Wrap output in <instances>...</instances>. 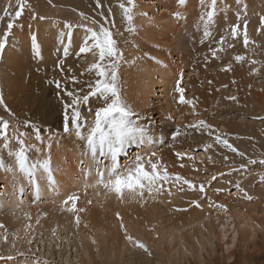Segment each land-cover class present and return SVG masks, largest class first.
Listing matches in <instances>:
<instances>
[{"label":"bare ground","instance_id":"6f19581e","mask_svg":"<svg viewBox=\"0 0 264 264\" xmlns=\"http://www.w3.org/2000/svg\"><path fill=\"white\" fill-rule=\"evenodd\" d=\"M10 1L14 0H0V17ZM50 2L54 8H42L40 14L37 13L38 18L31 19L29 15L28 21H23V17L18 19L23 28L16 29L14 37L8 38L0 64V84L4 105L11 114L2 107L0 117L11 122L10 133L11 129L21 128L20 132L27 133L26 143L35 145V150L29 151L30 166L51 160L56 187L53 190L51 185L46 186L41 177L37 193L35 181L30 180L27 174L21 178L15 158L0 141V225H3L0 228V255L14 257L7 262L0 260V264H36L37 260L40 264L45 261L48 264H205L216 261L217 254L224 261L234 257L232 252L239 239L240 226L247 228L254 219L252 215L242 213L236 206L237 202H229L232 197L226 193L217 195L212 189H207L208 197H204V193L193 194L187 185H183L184 191H180L181 185L169 183L165 188H171V196L167 192L153 196L145 193L143 199L137 197L132 200L127 193L120 199L102 186L93 187L97 180L95 170H92L91 178H87L90 163L82 168L81 161L91 160L87 154L86 137L94 119L84 118L87 123L82 127L81 137L74 130L65 133L63 102L68 98L61 95L48 98L47 92H55L49 87L40 95L45 97L44 102L41 100L40 109L31 105V98L35 96L29 97L23 88L28 87L27 79L30 81L41 72L54 74L64 81L74 75L82 82L80 88L82 84L95 81V73L87 69L97 57L93 53H79L82 41L88 36L87 29L97 27L93 21L103 22L117 36L101 0L97 18L91 16L93 6H87L85 0ZM60 4L67 9L85 11V14L81 16L76 10L61 11ZM135 4V31L125 29L122 34L125 45L119 74L123 77V100L139 114V123L148 125L147 143L128 146L119 155V164L121 168L127 167L135 150L134 157L155 152L153 162H158L161 170L166 168L170 174H179L193 183H206L212 175L208 176L205 172L222 167L219 162L221 155H218L217 148L206 151L205 145L202 147L206 138L200 137L199 141H195L197 137L207 135L206 132L186 128V125L203 119L221 130L254 135L264 142V128L247 121L243 123L247 116H264V27L258 25L259 21H264V0H217L211 22L206 16L212 10L211 0H203V3L201 0H186L185 5H180L178 0H135ZM44 7L50 6L46 3ZM109 7L113 8L111 4ZM221 8H225L224 13L228 14L225 18L229 20L236 21L238 15L247 19L252 30V36L248 37L252 54L237 62L235 57L242 49V42L237 39L230 48L231 61H222V53L218 51V58L210 69L203 71L192 60L197 59L201 52L199 49L208 50L211 55V49L218 48L203 32L210 24V39L213 38L221 23ZM49 10L51 15L45 13ZM176 12L180 13L179 18L175 16ZM113 13L114 10H111ZM76 16L82 21H76ZM70 23L74 26L69 38L65 25ZM33 35L37 37L39 57L33 52ZM219 41L216 40L217 44ZM65 47L73 50L69 52L70 56L78 58L79 63L67 60L63 52ZM49 57L55 64L47 62ZM61 60L63 71L56 65ZM253 60L257 63L253 64ZM229 65L231 70L224 71ZM34 67L39 69V74L33 70ZM255 69H259L256 74L252 72ZM39 79L43 81V76ZM178 81L185 89V98L192 100L195 107L179 103V93L175 90ZM232 96L237 99H227ZM101 99L93 97L92 110ZM47 104L49 109L44 110ZM234 112L239 116L243 114L238 119L241 124L233 118L231 113ZM169 115L172 120L166 119ZM24 120L39 127L42 142L36 139L32 128L17 123ZM243 126L251 130L245 131ZM177 129L181 130L179 136ZM16 148L17 144L13 141L12 150ZM221 150L222 156H227L229 149L221 145ZM177 152H185L194 159L185 157L181 160L176 156ZM98 159L102 157L98 155ZM109 163L110 159H104V164ZM85 184L89 185L87 191L84 190ZM73 192L80 197L77 206L85 209L77 213L81 217L79 225L75 222V214L61 207ZM192 201H197L198 206ZM121 220L127 233L143 242L151 255L129 243L124 228H121ZM53 229L56 230L55 236ZM29 240L32 242L29 243ZM19 253H24V256Z\"/></svg>","mask_w":264,"mask_h":264},{"label":"snow or ice","instance_id":"6c2138e0","mask_svg":"<svg viewBox=\"0 0 264 264\" xmlns=\"http://www.w3.org/2000/svg\"><path fill=\"white\" fill-rule=\"evenodd\" d=\"M180 5H185L186 0H178ZM203 3V0H201ZM217 0H211V11L206 13L207 19L211 22L214 19L215 5ZM99 5V0H97ZM27 4L25 0H17V11L10 16V21H14L22 16ZM119 7L122 9L123 18L128 23V31L133 32L135 28L133 26L134 21V9L136 7L135 0H127V6L125 3H120ZM109 11H111L109 9ZM4 16H9V13L5 11ZM83 16V13H81ZM175 16L180 17V13L176 12ZM36 19V16L32 17ZM2 19V17H0ZM44 19V17H40ZM107 20V18H105ZM95 24L96 21H93ZM111 23V22H109ZM8 29L14 27V22H9L7 25ZM68 30L67 36L71 37V24L65 25ZM240 26L235 25L231 30V35L235 38L239 32ZM88 36L82 41V46L79 47V53H93L97 60L95 63L91 64L87 69L88 72L95 73V81L88 83L89 91L87 94L81 96L77 90H69L66 86L62 85L60 81H55V87L64 91L65 95L68 97L67 101L63 102V111H64V126L63 131L69 133L74 130L75 134L78 137L83 135L82 127L87 123V121L82 117L80 106L86 104L90 97L98 96L103 100V106L98 107L94 113L93 124L89 130V134L86 137L87 141V154L90 155L91 160L81 161V167L83 168L86 164L90 163V170L87 174V178H91L92 170H95L96 173V184L92 185L93 187L102 186L108 192L114 193L118 198L123 199L125 193L132 200H136L137 197L143 199L145 193L149 196L153 195H163L165 192L169 196L173 193L171 188H165L166 184L171 183L172 185L179 184L181 185L180 191H184L183 185H187L189 189L193 191L198 190L200 193H205V185L201 183L197 186L191 180L180 176L179 174H170L166 168L161 170L158 162H153V158L156 157V153L152 152L150 155H137L134 157L132 162L125 168H121L119 164L118 157L120 154L124 153L128 146L130 145H144L147 143L146 133L148 130V125H141L139 120V114L135 113L131 107L122 99L119 89V66L120 62L123 60V53L119 49L117 40L114 38L113 31L106 24L101 23L98 30L89 28L87 29ZM10 32L6 33L3 40H0V55H2L6 45H7V36ZM203 35L211 37L210 24L206 26L203 32ZM224 37H221L219 44L221 47L219 49H211V55L214 58H218V51H223V44L225 43ZM32 47L34 55L39 57V45L37 42V37L33 35L31 37ZM63 42V41H61ZM243 43L247 47L249 44V38L247 34L246 25L243 32ZM71 41L69 39V47ZM69 47L63 49L64 55L67 56L69 52ZM233 47V45H229ZM246 59L243 55H237L235 60L237 62H242ZM253 64H256L257 61L253 60ZM63 60L59 61L60 71H63ZM224 71H230L231 66L229 65ZM69 71H71L69 69ZM255 71H259L256 69ZM83 74V73H82ZM70 81L73 85L78 84L79 80L76 76H71ZM51 83V82H50ZM181 81L177 82L176 92L179 93V103L188 104L195 107L192 100H187L184 96L185 89L180 87ZM211 83V81H209ZM227 87V85H225ZM230 100H236L235 96L227 97ZM0 105H3L5 110L10 114V110L4 105L3 97L0 95ZM133 117H136L134 120ZM168 120L173 118L169 115L166 117ZM25 126L32 128L36 139L38 141H43V137L40 135V129L38 126L33 125L30 121H25ZM71 126V127H70ZM10 122L0 117V141H3V148L7 149L15 158L16 166H18L19 172L21 173V178L24 174H27L30 180L35 181V186L37 193L40 190V179L43 177L46 186L51 185L53 190L56 187V179L51 169V160L46 159L42 164H31L29 163V151L35 150V145L27 144L25 137L27 136L26 132H20L18 128L9 132ZM186 128L196 129L198 131L206 132L209 137L214 135V126L207 123L205 120L201 119L193 124L186 125ZM181 135V130L177 129V136ZM51 139V138H50ZM15 141L17 148L15 151L12 150V142ZM214 143L223 145L224 148L230 149L233 153H238L240 156H243V152H238V150L229 143V140L224 138L223 134L215 135ZM213 147V144L205 145V150H209ZM98 155L102 159H98ZM176 156L183 160L185 157L188 159H194V157L188 156L185 152H177ZM104 159H110L109 164H104ZM225 160H228V157H224ZM250 164H255V160H250ZM260 163L264 165V160H261ZM241 168L245 165H241ZM15 171V169L13 170ZM222 175V174H221ZM261 180H264V175H262ZM212 180H216L217 176L213 175ZM89 187L88 184L84 185V190L87 191ZM240 185L237 184L236 188H239ZM217 191H222V189H217ZM80 197L78 194L73 192L68 195L67 198L62 203V210H66L70 213L75 214V222L77 225L81 222V217L77 213H82L85 211L84 208H79L77 202ZM248 199H251L249 196ZM89 204L91 201L88 202ZM193 204H197V201H192ZM223 207V206H221ZM177 211H183L184 209H176ZM46 215V214H45ZM119 218V213H117ZM3 225H0L2 228ZM87 227V225H85ZM121 228L125 230V238L131 243L134 247L144 250L147 254L151 255V252L147 246L136 240L133 236L127 233L122 220ZM53 235H56V230L53 229ZM32 241L29 240V243ZM93 243L95 241L93 240ZM19 255L24 256V253H19ZM13 256H3L0 255V260L5 262L13 260ZM27 259V257H25ZM36 264H40V261L37 260ZM44 264H48L47 261Z\"/></svg>","mask_w":264,"mask_h":264},{"label":"rangeland","instance_id":"374dc122","mask_svg":"<svg viewBox=\"0 0 264 264\" xmlns=\"http://www.w3.org/2000/svg\"><path fill=\"white\" fill-rule=\"evenodd\" d=\"M50 1L53 2V0H25V3L28 6L25 8L22 16L19 17L18 19H22V17H23V21H28L29 15L31 16V19L33 16H37V18H38V15L40 14V10H42V8H52L53 7V5H51L52 3ZM16 2H17V0L10 1L8 8L5 10L9 13V16H4L5 11L1 15L2 19H0V22H1L0 23V34H2L3 36L0 35V40H3L5 34L7 32H9V29L7 27L9 22H14V27L12 29H10V34H9L10 37L7 36V41H9L10 38L14 37L13 34H14V31L16 32V29L23 28L21 25L22 23L19 22L20 20L18 21V19H15L14 21H10V16H12L14 14V12L18 10ZM45 2L50 7H44L46 4ZM101 2H104L105 8L107 9L106 11L109 15V19L112 23V26L115 30H117V36H114V38L116 37L115 39L117 40L118 47L123 53V46L125 45V43L123 41L124 39L122 38V34L125 31V29L128 30V23L123 18V12H122V9L119 7V4L125 3V5L127 6V0H101ZM85 3L87 4V6H93L92 12L90 11L92 14L91 16H96V18H97V15H100V12H98L100 10V2L98 5L97 0H85ZM110 4L113 6V8L109 7ZM60 6L59 7L61 9H63L61 11H67L68 10L70 12L71 10L72 11L76 10V11H78V13L80 12V14L81 13L85 14L84 13L85 11L83 12V11H79L77 9H71V8L67 9L62 4H60ZM109 9L114 10V13L111 14V11H109ZM224 10H225V8H221V12H222L221 20H220L221 23L218 27V31H215L213 38L210 39L209 36H207V38L209 39V41H211L210 42L211 44H215L214 47L218 46L217 49H219L221 46L219 44H217L216 40H220L221 37L226 38L225 43H224L225 46H223V51L220 52V53H222L221 60L226 62V63H228L229 61H231L233 59V57L231 55V49H230L233 47H229V45H234V42L237 39L241 40V42H242V44H241L242 49H241L240 55H243L246 58H249L250 55L252 54V50L250 48L251 46L245 47L244 43H243V32H244L245 25H246L248 37L252 36V30L249 27L247 19L243 18L241 15H238L236 17V21L229 20L228 17L225 18V15H228V14L224 13ZM32 11H34V12L32 13ZM134 11H135V9H134ZM37 13H39V14L37 15ZM45 13L48 15H51L50 10L46 11ZM230 13L231 12H229V15H230ZM76 17L74 18L76 21H78V22L82 21L81 19H79V17H77V18ZM61 20H63V18H61ZM116 22H117V24H115ZM101 23H103V22L96 21V26L99 28V25ZM70 24L74 26V23H70ZM259 24L261 25V28L264 27V21L263 22L259 21L258 25ZM235 25H239L240 29H239L237 36L235 38H233V36L231 35V30H232L233 26H235ZM94 26H95V24H94ZM81 27H83V26H81ZM98 28H97V30H98ZM223 32L226 33L227 35H230V37L226 36V34L223 35L222 34ZM220 34H221V36L219 37ZM253 34L255 35V31L253 32ZM8 38H9V40H8ZM214 39H216V40L214 41ZM70 51L73 52V50H69V52ZM199 51H201V52L197 56V59H195V60L193 59L192 62H193V64H197L201 70L208 71L216 59L212 55H209L208 50L199 49ZM69 52H68V55L66 56V58L68 57L67 60L71 59L70 62L76 61V63L77 62L79 63L78 58L75 59V56H70L71 52L70 53ZM1 60H2V55H0V64H1ZM47 62H51V63L55 64L52 57H49ZM56 65L58 66L57 63H56ZM259 65L261 66L262 64L260 63ZM73 68L74 67H72V69ZM33 70L37 74H39L38 68L34 67ZM255 70L252 71V72H254V74H256ZM51 71L52 70H50V72ZM41 76H43V81H40V79H39ZM44 76L46 79H44ZM48 76L50 79L51 78L52 79L49 80ZM86 76H87V74H85V77ZM55 77H56V75H54V74L41 72L40 75H37V77L31 79L34 86H32L33 84L31 82V80L29 81L27 79L28 83H26V85L30 88V91H28L29 90L28 87H26L27 89L23 88V90H25L24 93H27L26 95H28L29 97H30V95L32 97L35 96L33 99L31 98V100H33V102L30 101L32 103L31 105L35 109H40V105H41L42 101L44 102L45 97L40 96V95H43V93L45 92L44 89L46 87L55 89V92H47L48 98L53 97V96H59V95H61V97L66 96L64 91H62V90L60 91V89L57 90V88H55V83H54L55 81H60L62 83V85L66 86L69 90L74 89V90L79 91V95H81V96L85 95L86 91L87 92L89 91V88L87 86L88 84L87 85L82 84V88H80L81 87L80 84L82 83L80 81L78 84L73 85L70 82V78H67L65 80L67 82L66 83L64 80H62L61 77L60 78L56 77V80L54 79ZM43 85H47V86H43ZM68 85H70L71 87ZM42 89H43V91H41ZM119 89H120V94L122 97V93L124 91V86H123V77L121 74H119ZM158 90H159V88H158ZM31 91H33V92H31ZM84 91H85V93L83 94ZM32 93H34V94L32 95ZM158 94L161 95L160 93H158ZM0 95H2L1 84H0ZM40 97H41V99H39ZM66 98H68V97L66 96ZM34 100L36 101V103H34L35 102ZM3 101H4V99H3ZM93 101H94L93 97H90L89 101L86 104H82L80 106V110H81L83 118L91 117L92 119H94V113H95L96 109L98 107L103 106V100L101 99L100 101L97 102L95 109L92 110L91 107L93 106V104H92ZM4 104H5V101H4ZM32 106H31V108H32ZM2 107L5 110L4 106L0 105L1 109H2ZM43 109L44 110L49 109L48 104L45 105V108H43ZM230 111L231 110H229L228 115L230 114ZM231 114H232L233 118H237V121H239L241 119V116H243V114H241L239 116V114L237 112H234ZM245 118H246V120L243 122L244 124H246L248 122L249 124L261 127V129L264 128V116L260 117V118H255L253 116H247ZM3 119H5V118H3ZM7 121H9V120L7 119ZM24 121H29V120H24ZM24 121H20L17 123L20 125H23V124H25ZM205 121L207 123L211 124L209 121H207V120H205ZM239 122H240V124L242 123L241 121H239ZM158 123H160V121H158ZM242 128L245 131L251 130V129H248V127L246 128L245 126H243ZM18 129H21V128H18ZM214 129H215L214 135L212 137H209L208 135L199 136L195 140L197 142V141H199L200 137L206 138V143L203 144L202 147H204V145L211 143V144H213L212 148L214 150L218 149L217 153H218V155H221L219 157V162H220V166H222V167L214 168L213 172H208V173L205 172V174H208V176H210V175H212V176L216 175L217 176L216 180H212L210 178V181H206V183H203L205 185V189H206V191H207V189H210V190L212 189L213 191L216 192L217 195H219L220 193H226L228 197H232V200H230V198H229V202H234V203L237 202L236 203L237 208L242 210V213H245L248 216L252 215L254 222L250 223V225H248V227L244 228V229H243V225L240 226V228H239V239H238L236 246L234 247V250L232 252L233 256H234V257H232L233 259L230 258V259H227L224 261V260H221L220 256L217 254V258H216L217 262L214 260V261H210L209 263H205V264H264V180H261V178H260L262 175H264V165H262L260 163L261 160H264V142L259 141L254 135H249V134L244 135V134L234 133V132H231L230 130L228 132L225 130H221V128H218L216 126L214 127ZM12 130H15V129H11V131ZM219 134H223L224 138L228 139L229 143H231L238 150V152H243L244 155L240 156L238 153H233L229 149L227 152L228 160H225L224 157L222 156L223 154H221V152H222L221 145L214 143L215 135H219ZM260 134H262V131L260 132ZM135 152H136V150H135ZM134 153L132 155L133 159H134ZM124 159L125 158L123 157L122 158L123 162L125 161ZM250 160H255L256 163L250 164L249 163ZM242 164L245 165V167L241 168L240 166ZM195 184L197 186L200 185L196 182H195ZM237 184L240 185L239 188H236ZM217 189H222V191L218 192ZM191 192L193 194L200 193L198 190L193 191L192 189H191ZM249 196L251 197V199H248ZM204 197H208V194L206 192L204 193ZM210 206H211V204H210Z\"/></svg>","mask_w":264,"mask_h":264}]
</instances>
